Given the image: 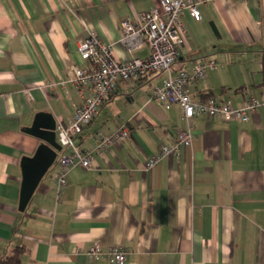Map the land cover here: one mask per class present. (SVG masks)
Segmentation results:
<instances>
[{
  "label": "crops",
  "instance_id": "crops-1",
  "mask_svg": "<svg viewBox=\"0 0 264 264\" xmlns=\"http://www.w3.org/2000/svg\"><path fill=\"white\" fill-rule=\"evenodd\" d=\"M153 7L158 0H0V259L23 245L20 264H113L86 255L98 241L126 248L124 264H264V0L200 3L199 19L186 11L187 39L175 61L176 71L216 63L193 84V100L239 107L262 99L248 121L196 115L188 123L179 104L150 97L164 73L118 81L76 138L92 150V168L71 166L57 193L60 150L18 209L21 158L42 142L24 129L41 112L67 121L80 102L76 89L59 83L66 69L84 64L79 41L97 28L117 59L144 57L146 43L131 53L119 42L121 22ZM122 124L127 137L95 151L98 135ZM179 129H190L192 143L146 169Z\"/></svg>",
  "mask_w": 264,
  "mask_h": 264
},
{
  "label": "built area",
  "instance_id": "built-area-1",
  "mask_svg": "<svg viewBox=\"0 0 264 264\" xmlns=\"http://www.w3.org/2000/svg\"><path fill=\"white\" fill-rule=\"evenodd\" d=\"M160 8H150L137 15V21L124 18L121 22L119 42L128 52H134L146 43L149 52L144 57H132L121 61L117 59L112 45L102 39L97 28L88 31L79 41L77 51L84 64L72 65L64 71L65 78L59 83L70 84L77 90L80 102L74 107L67 121H58L56 134L61 145V153L55 162L53 177L56 191L59 193L66 185V174L73 165L92 168V150L80 147L76 138L84 126L89 124L100 107L112 96L118 81L138 80L147 73H164L161 85L155 86L151 98L165 105L179 104L183 118L189 121L196 115L207 118L221 117L224 120L238 119L248 121L263 100L249 97L239 107L231 99L220 100L217 97L193 100L192 87L195 82L204 81L207 68H213V60L193 63L190 71H173L172 64L177 60L180 49L186 43V29L181 21L188 11L195 19L200 18L198 5L212 0H158ZM54 86L55 83H50ZM129 134V127L122 124L107 135H98L95 151L102 152L106 147L118 143ZM190 129H179L170 145L162 144L156 153L149 156L146 169H152L162 156L179 154L182 145L192 143ZM64 149V150H63ZM91 260L105 258L113 264H124L127 250L121 245L103 247L95 241L86 251Z\"/></svg>",
  "mask_w": 264,
  "mask_h": 264
},
{
  "label": "water",
  "instance_id": "water-1",
  "mask_svg": "<svg viewBox=\"0 0 264 264\" xmlns=\"http://www.w3.org/2000/svg\"><path fill=\"white\" fill-rule=\"evenodd\" d=\"M56 123L48 113H38L24 131L37 136L42 142L32 156L21 158L22 181L18 209L23 211L42 177L55 162L61 145L56 141Z\"/></svg>",
  "mask_w": 264,
  "mask_h": 264
},
{
  "label": "trees",
  "instance_id": "trees-1",
  "mask_svg": "<svg viewBox=\"0 0 264 264\" xmlns=\"http://www.w3.org/2000/svg\"><path fill=\"white\" fill-rule=\"evenodd\" d=\"M54 166L55 164L52 168H55ZM51 170L52 169H50L48 172H50ZM26 251L27 248L23 245L14 246L1 257L0 264H20L22 260L21 256Z\"/></svg>",
  "mask_w": 264,
  "mask_h": 264
},
{
  "label": "rangeland",
  "instance_id": "rangeland-1",
  "mask_svg": "<svg viewBox=\"0 0 264 264\" xmlns=\"http://www.w3.org/2000/svg\"><path fill=\"white\" fill-rule=\"evenodd\" d=\"M172 70H173V71H176V62H174V63L172 64Z\"/></svg>",
  "mask_w": 264,
  "mask_h": 264
}]
</instances>
